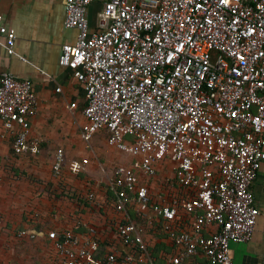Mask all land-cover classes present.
Wrapping results in <instances>:
<instances>
[{"label": "built area", "instance_id": "obj_1", "mask_svg": "<svg viewBox=\"0 0 264 264\" xmlns=\"http://www.w3.org/2000/svg\"><path fill=\"white\" fill-rule=\"evenodd\" d=\"M62 3L64 27L77 35L61 47L58 64L73 72L86 97L81 138L89 142L104 129L108 146L133 158L111 175L114 211L125 214L135 204L138 216L153 214L146 227L155 231L158 223L175 246L167 264H192L193 257L233 264L230 245L250 241L260 215L251 184L264 163V0ZM93 3L101 10L91 31L86 12ZM15 39L0 26V47L18 57ZM36 113L30 81L0 73V122L15 155L39 151L30 137ZM164 160L174 165L167 202L153 200L138 178L154 177ZM63 163L59 149L55 176ZM87 164L74 161L70 171ZM113 233L124 251L98 258L94 226L76 221L48 230L54 258L46 264L151 262L144 228L117 220ZM17 236L35 238L25 230Z\"/></svg>", "mask_w": 264, "mask_h": 264}, {"label": "crops", "instance_id": "obj_2", "mask_svg": "<svg viewBox=\"0 0 264 264\" xmlns=\"http://www.w3.org/2000/svg\"><path fill=\"white\" fill-rule=\"evenodd\" d=\"M100 10L99 3L87 9L91 31L96 30ZM0 16V26L15 32L14 50L18 55L10 56L0 47V73L9 72L32 84L37 113L30 119V137L40 145L35 154L15 155L13 136L0 122V264H46L54 258L46 232L62 230L76 221L96 228L100 242L97 255L112 248L122 252L124 249L113 233L117 220H131L144 228L145 240L152 251L149 250L148 264H162L163 259L167 264L175 246L157 229L158 223L155 231L146 227L154 219L153 214L138 216L136 207L130 206L127 210L138 219L118 214L111 200L114 199L109 188L111 177L106 178L105 192L96 182L100 178L95 173L99 146L81 138V128L86 122L83 115L86 97L73 72L58 64L61 47L73 45L77 35L76 30L64 27L62 0H0ZM59 149L64 155V165L55 176L51 166ZM83 159L88 164L72 173L70 164ZM157 167L162 168V162ZM91 176H96V180ZM251 191L260 215L251 240L230 245L233 264H264V163ZM89 192L94 193L93 201L87 199ZM170 197L163 196L157 201L167 202ZM21 230L31 232L35 238H19ZM190 262L206 264L202 257H193Z\"/></svg>", "mask_w": 264, "mask_h": 264}, {"label": "rangeland", "instance_id": "obj_3", "mask_svg": "<svg viewBox=\"0 0 264 264\" xmlns=\"http://www.w3.org/2000/svg\"><path fill=\"white\" fill-rule=\"evenodd\" d=\"M107 137L108 133L104 129H102L93 134L92 138L89 141L90 145L99 146V150L97 151L95 173L100 174V178H96V176H91V178L94 181L96 179L98 180L96 182L98 183V186L101 188L102 192H105L106 189L107 176L108 178H110L111 173L118 165H131L133 163V161H130L129 157L115 151L114 148L108 146L106 143ZM162 164V168L157 167L154 177H138L139 184H144L145 186H147V189L150 195L152 196L153 200H158L160 197L163 196L169 197L171 196V192H173L171 185L173 182L172 178L174 165L169 160L162 161ZM130 207L133 209L136 207V205L132 204V206ZM129 214V211L127 210L123 215L128 216ZM260 239L261 234L258 235V240Z\"/></svg>", "mask_w": 264, "mask_h": 264}, {"label": "trees", "instance_id": "obj_4", "mask_svg": "<svg viewBox=\"0 0 264 264\" xmlns=\"http://www.w3.org/2000/svg\"><path fill=\"white\" fill-rule=\"evenodd\" d=\"M40 146V145H39ZM39 146H38V148H39ZM40 149V148H39ZM112 200V202H113V199H111ZM130 213V212H129ZM130 217H131V219L133 218V219H137V218H134L133 217V215H132V213H130ZM135 221V220H134ZM157 229H159V227L157 228ZM160 231V230H159ZM150 250V249H149ZM167 251V250H166ZM152 251L150 250V253H151ZM167 253V252H166ZM99 255V254H98ZM102 256V254L100 253V255H99V257L98 258H100ZM165 263V261H164V259H163V262H162V264H164ZM166 264V263H165Z\"/></svg>", "mask_w": 264, "mask_h": 264}]
</instances>
